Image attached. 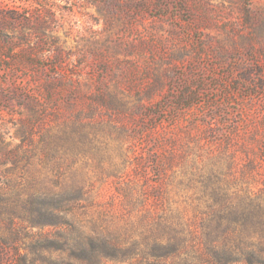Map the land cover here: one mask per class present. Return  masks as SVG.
<instances>
[{"label": "rangeland", "instance_id": "374dc122", "mask_svg": "<svg viewBox=\"0 0 264 264\" xmlns=\"http://www.w3.org/2000/svg\"><path fill=\"white\" fill-rule=\"evenodd\" d=\"M0 13V264L71 261L36 225L55 207L115 244L101 264H264V0Z\"/></svg>", "mask_w": 264, "mask_h": 264}, {"label": "trees", "instance_id": "16d2710c", "mask_svg": "<svg viewBox=\"0 0 264 264\" xmlns=\"http://www.w3.org/2000/svg\"><path fill=\"white\" fill-rule=\"evenodd\" d=\"M6 17L5 13H0V21ZM20 37L23 38V35ZM14 42L15 38H13V35L3 32L2 24H0V55H10L13 52H16ZM69 210H71V208L63 209L55 207L49 211L39 209L37 212V218L41 221H38L36 225L42 227L53 225L57 227L64 225V228L55 231L54 238H51L49 243L54 246L55 251L69 253L72 258L71 261L67 260L66 262L61 263L50 260L45 254L51 247L45 245L36 250L32 248L24 254L15 252L13 264H35L36 262H39L40 264H101L107 260L109 256L114 254V249H116L115 244L106 239L97 237L93 234H85V236H82L83 238L81 240H78V237L80 236H76L75 234H84L80 233L79 230H77L78 228L75 230L73 225L65 219L64 215L68 213ZM50 215L55 219L53 223L43 221L44 218H47ZM43 240L48 241L46 237H43ZM159 245L158 247H161Z\"/></svg>", "mask_w": 264, "mask_h": 264}]
</instances>
